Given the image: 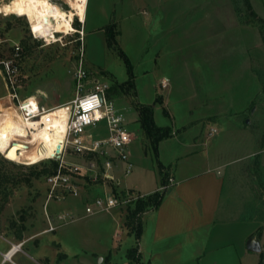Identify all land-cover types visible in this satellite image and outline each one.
<instances>
[{"label": "rangeland", "instance_id": "1", "mask_svg": "<svg viewBox=\"0 0 264 264\" xmlns=\"http://www.w3.org/2000/svg\"><path fill=\"white\" fill-rule=\"evenodd\" d=\"M8 1L0 0L1 7ZM52 1L70 9L64 0ZM88 2L86 36L76 17L73 25L82 34L59 33L49 41L35 39L25 17L4 16L0 11V68L5 67L2 62L13 67L11 74L0 72V131L13 135V118L24 129L15 116L19 102L10 100L8 88L20 100L31 98L26 102L33 106L30 111L38 107L36 98L49 111L71 106L78 89L82 87L81 94H85L96 81L110 86L108 99L124 115L128 102L138 112L143 105L155 104L156 124L180 134L164 143V154L172 147L181 154L187 149L195 151L199 148L184 145L197 141V134H210L217 128L207 149L227 174L225 208L256 209L261 221L257 241L264 264V0H158V5L148 0ZM124 56L132 65V79ZM81 73L85 76L80 79ZM162 80L169 81L166 89L161 87ZM40 117L32 120L37 122ZM126 124L149 140V161L157 165L153 144L140 121L137 125L127 118ZM107 134L103 123L87 127L84 133L94 139ZM65 159L87 167L92 158L67 152ZM97 159V177L86 169L76 175L78 197L49 201L46 210L53 216L81 206L71 211L73 221L46 235L41 231L47 226V176L52 173V162L59 159L25 165L0 154V246H4L3 240L25 242L22 251L27 255L15 258L19 264H25L21 258L31 261L28 246L44 249L43 264L56 257L60 261L59 238L73 254L65 264H74V260L94 264V255L114 242L116 224L130 234L129 205L110 213H86V207L101 197L104 185L119 191L103 179V164ZM239 173L242 179L236 177ZM146 177L134 167L124 176L122 187H137L138 180ZM248 214L249 210L232 219Z\"/></svg>", "mask_w": 264, "mask_h": 264}, {"label": "crops", "instance_id": "2", "mask_svg": "<svg viewBox=\"0 0 264 264\" xmlns=\"http://www.w3.org/2000/svg\"><path fill=\"white\" fill-rule=\"evenodd\" d=\"M148 2L151 5L159 4L158 0ZM87 23L88 17L82 25L84 36ZM128 103L125 119L132 118L138 125L139 112L132 110L131 102ZM127 127L130 130L128 124ZM217 132V128L213 127L209 131L210 134H197V141L184 145L186 148H199L195 151L187 149L181 154L177 148L172 147L169 153L164 154L162 152L164 143L180 135L170 134L158 145L155 165L149 161L147 149L150 145L149 140L144 138L142 133L137 134L134 131V142L128 148L130 162L133 169L136 167L138 173H145L147 177L145 180H138L135 185L137 187H122L123 178L128 175L125 173L127 165L118 162L113 170L109 171L115 178V182L110 184L115 185L118 182L119 185L116 187L119 191L129 190L144 197L159 191L164 193V197L158 208L150 209L143 214V233L139 240L134 234L123 232L120 223L116 224L114 242L106 251L94 255V264H130L127 252L137 245L140 264H262V251L254 252L248 248L251 240H259L261 221L255 214L256 209L252 210L246 206L225 208L224 190L227 174L224 165L213 162L211 152L207 149ZM236 177L242 179V174L239 173ZM170 179L172 183L169 182ZM109 188L104 185L99 191L100 195L112 192ZM80 206L81 204H78V207L71 211H78ZM247 210L248 215L239 216L237 220L232 219L234 215ZM115 218L117 220L116 216ZM47 228L48 225L41 233L49 234L46 232ZM3 241L4 246H0L1 253L8 252L12 244H17L12 240ZM44 241L46 240H43L41 245ZM56 241L62 248L63 257L60 256V261L56 257L48 264L70 262L73 254L67 251L63 240L59 238ZM28 249L33 253L29 257L31 261L21 258L23 263L43 264L44 249L42 247L34 249L30 246ZM21 253L27 255L25 251L14 253L13 263L6 264H19L15 258ZM74 261V264L79 263L77 260Z\"/></svg>", "mask_w": 264, "mask_h": 264}, {"label": "built area", "instance_id": "3", "mask_svg": "<svg viewBox=\"0 0 264 264\" xmlns=\"http://www.w3.org/2000/svg\"><path fill=\"white\" fill-rule=\"evenodd\" d=\"M15 51L16 55H19L20 46L16 45ZM2 64L5 65V67L0 68V72L2 70L7 74L13 72V67L10 62H2ZM84 76L85 73H81L79 77L81 79ZM168 86V80L161 81V87L163 89H166ZM109 89L110 86L107 84L96 81L93 89L87 91L85 94H81L83 88L80 87L76 98L70 102L72 110L68 123L66 142L57 154L50 158H58L59 164L56 172L47 176L48 194L44 207L48 225L46 232H54L59 227L74 220L73 215L69 213H61L54 216L50 215L46 210L47 204L53 199L63 201L67 199L68 196L78 197L80 192L75 177L81 174L83 169H86L88 173H95V177H97L99 163L95 161L96 158L101 160L103 164L102 176L107 182H115L114 176L109 171L113 170L118 162L126 163V174H130L133 170L128 148L134 142L135 133L128 129L125 115L108 99ZM8 91L10 100L12 102H19L18 108H20V111L25 115L26 119L38 118L48 110L42 106L36 98L38 105L37 112L30 113V107L33 106L31 103L26 102L31 98L26 97L20 100L16 93H11L9 88ZM99 123L105 124L108 133L105 138L94 139L91 135L88 137L84 135L87 127L96 126ZM67 152H73L81 156H91L92 159L89 160L87 167H82L81 165L69 163L65 159ZM169 182L172 183V179H170ZM115 185L118 186L119 183L117 182ZM139 198H144V196L129 190L112 191L96 198L93 203L86 207V213L88 215L103 212L110 213L115 208L122 206L128 207V205L133 204ZM23 245V242L16 245L12 244L8 252H0V264L13 263L12 258L8 256L9 252L15 250L16 254L22 251Z\"/></svg>", "mask_w": 264, "mask_h": 264}, {"label": "bare ground", "instance_id": "4", "mask_svg": "<svg viewBox=\"0 0 264 264\" xmlns=\"http://www.w3.org/2000/svg\"><path fill=\"white\" fill-rule=\"evenodd\" d=\"M64 2L69 5V10L63 9L52 0H9L3 7L0 5V9H8L4 16L25 17L30 23L33 37L49 41L59 33L82 34V31H77L73 22L76 17L81 23L86 22L88 0ZM71 110L72 106L54 108L46 111L35 122L32 119H23V114L18 109L15 116L24 125V129L13 135L0 131V154L10 161L25 165L52 158L66 142ZM36 112L37 109L30 111ZM32 126L38 128L33 130ZM14 253L15 250L9 252L8 256L13 258Z\"/></svg>", "mask_w": 264, "mask_h": 264}, {"label": "trees", "instance_id": "5", "mask_svg": "<svg viewBox=\"0 0 264 264\" xmlns=\"http://www.w3.org/2000/svg\"><path fill=\"white\" fill-rule=\"evenodd\" d=\"M108 32L109 31H106L107 38L109 37L107 34ZM124 58L128 65L129 74L132 79L133 77L132 65L130 64L126 56H124ZM139 116H140L139 121L141 123V126L143 130L145 131L147 137L151 140L155 154L157 156L158 145L163 139L170 136L171 134L170 129L161 128L160 126L156 124L155 119H154V108L151 105L141 106L139 109ZM12 121L14 122L13 124L16 125V128H14L11 131V134H16V133L21 132L22 131L21 126L17 124L15 118H13ZM58 164H59L58 162H54V161L52 162L53 170H52V173H50L49 175L56 172L58 168ZM163 197H164V193L158 191L144 198H139L136 202L129 205L128 214L126 218L127 223H128L127 225L131 229L130 234L133 233L137 240L141 238L142 233H143V222H142L143 214L149 211L150 209L158 208L162 203ZM127 258L129 259L130 264H140V255H139L138 245L128 250Z\"/></svg>", "mask_w": 264, "mask_h": 264}, {"label": "water", "instance_id": "6", "mask_svg": "<svg viewBox=\"0 0 264 264\" xmlns=\"http://www.w3.org/2000/svg\"><path fill=\"white\" fill-rule=\"evenodd\" d=\"M248 248L254 252L262 251V248L257 240H251L248 244Z\"/></svg>", "mask_w": 264, "mask_h": 264}, {"label": "clouds", "instance_id": "7", "mask_svg": "<svg viewBox=\"0 0 264 264\" xmlns=\"http://www.w3.org/2000/svg\"><path fill=\"white\" fill-rule=\"evenodd\" d=\"M0 11H4L5 13L8 11V9H0ZM166 83V81H165Z\"/></svg>", "mask_w": 264, "mask_h": 264}]
</instances>
